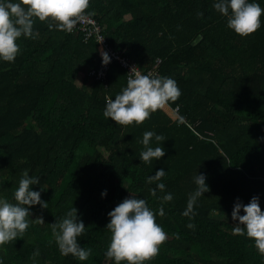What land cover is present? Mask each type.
Wrapping results in <instances>:
<instances>
[{
  "label": "trees",
  "instance_id": "16d2710c",
  "mask_svg": "<svg viewBox=\"0 0 264 264\" xmlns=\"http://www.w3.org/2000/svg\"><path fill=\"white\" fill-rule=\"evenodd\" d=\"M257 2L264 8V0ZM212 5L89 0V17L118 57L143 73L159 61L156 74L172 77L180 89L139 125L103 115L105 96L114 99L129 71L117 59L104 68L98 40L79 24L65 32L36 19V38L22 36L14 61H0V195L14 203L27 170L39 177L30 187H42L48 202L30 206L23 235L0 246L3 264H114L104 255L107 213L132 195L155 214L165 192L172 200L155 219L167 238L145 264H264L252 239L232 232L231 219L237 198L246 204L258 196L264 211V14L261 26L242 37ZM148 130L165 138V153L145 163L140 141ZM160 168L165 189L152 195L155 182L147 177ZM196 173L206 174L209 191L194 204L189 228L181 213ZM71 206L85 225L78 237L90 250L84 261L61 255L48 226Z\"/></svg>",
  "mask_w": 264,
  "mask_h": 264
},
{
  "label": "clouds",
  "instance_id": "9594fccd",
  "mask_svg": "<svg viewBox=\"0 0 264 264\" xmlns=\"http://www.w3.org/2000/svg\"><path fill=\"white\" fill-rule=\"evenodd\" d=\"M212 7L226 19V25L240 36H248L261 26L264 8L257 0H213ZM89 0H0V61L13 62L19 51L18 39H35L34 20L47 24L49 29L72 32L78 22L91 15L88 12ZM197 15H202L197 12ZM101 64L110 62L106 50L100 51ZM177 82L170 76L152 72L142 73L133 66L127 75L126 86L115 94L114 99L105 96L103 115L119 125L141 124L150 114L163 108L168 102L180 96ZM165 138L154 131H144L140 143L143 145L139 159L145 163L164 156L162 142ZM155 145V146H153ZM165 169L160 168L147 177V182L154 183L149 189L152 195L157 190H164L165 184L160 180ZM195 189L189 193L182 215L189 217V228L194 227L191 217L195 215L194 204L202 194L209 191L205 173H196L193 177ZM39 177L30 176L25 170L13 193L14 203L0 195V246L23 235L29 226L30 206L39 204L47 208L48 202L41 199V191L33 190ZM107 190L101 191V197ZM162 203L155 214L148 207L145 199L130 195L111 209L106 229L111 233L110 241L104 255L114 264H145L159 251V245L166 240L167 233L156 223V215H164L163 202L171 201L172 194L165 192L157 197ZM213 214L216 210L213 209ZM241 211L243 214H241ZM234 222L232 232L251 238L257 251L264 257V211L261 210L259 197L252 196L248 203L238 198L231 210ZM33 220V219H32ZM41 223L43 219L37 217ZM61 255L71 254L80 261L88 258L90 250L82 247L78 237L84 232L85 225L78 216V210L71 206L62 218L48 224ZM0 264L3 260L0 259Z\"/></svg>",
  "mask_w": 264,
  "mask_h": 264
},
{
  "label": "built area",
  "instance_id": "2783aa9c",
  "mask_svg": "<svg viewBox=\"0 0 264 264\" xmlns=\"http://www.w3.org/2000/svg\"><path fill=\"white\" fill-rule=\"evenodd\" d=\"M78 24H79L78 28H80L84 33L87 32L85 34L86 37H90L92 35H95L94 38H96L99 42V55H100L101 50H106L108 52V54L110 55L111 59H117L123 67H126L128 69L129 72L133 66L136 67V70L140 71L138 66L133 61L132 62L126 61V60L118 57V55L115 52H113V50L110 47L107 46L103 36L99 35L100 27L93 18L87 17L83 21L78 22ZM158 63H159V61H157V64ZM157 64H156V67L154 66L155 69L153 68V70L147 71L146 73L152 72V73L156 74L155 70H157L156 69ZM103 66H104V68L106 67V65H103ZM176 110H177V108L174 109V111H176Z\"/></svg>",
  "mask_w": 264,
  "mask_h": 264
},
{
  "label": "rangeland",
  "instance_id": "374dc122",
  "mask_svg": "<svg viewBox=\"0 0 264 264\" xmlns=\"http://www.w3.org/2000/svg\"><path fill=\"white\" fill-rule=\"evenodd\" d=\"M216 217H218V218H226V220L231 221V219L227 218L226 216H221L219 214Z\"/></svg>",
  "mask_w": 264,
  "mask_h": 264
}]
</instances>
